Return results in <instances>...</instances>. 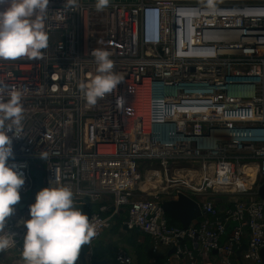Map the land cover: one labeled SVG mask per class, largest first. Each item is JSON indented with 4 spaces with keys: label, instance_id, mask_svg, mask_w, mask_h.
<instances>
[{
    "label": "built area",
    "instance_id": "obj_1",
    "mask_svg": "<svg viewBox=\"0 0 264 264\" xmlns=\"http://www.w3.org/2000/svg\"><path fill=\"white\" fill-rule=\"evenodd\" d=\"M8 2L0 0V9ZM64 3L49 0L41 59H0V85L23 93V133L13 136L10 159L22 166L20 192L34 188V168L43 170V187L58 178L74 199L112 194L111 215L128 204L126 225L150 234L155 249L164 244L192 257V240L205 255L219 254V263L206 264H231L247 228L243 258L262 264L264 199L255 188L264 178V0H109L100 11L96 0H77L73 9ZM97 47L111 53L122 79L89 106L79 85L96 74ZM145 159H160L165 185L158 169L141 173ZM183 186L201 200L198 226L169 224L162 207L163 196L174 198ZM217 195L233 198L225 219ZM31 203L17 202L0 226L9 241L0 250L21 253ZM89 218L91 243L110 216ZM228 219L238 224L221 243ZM130 263L119 249L113 264Z\"/></svg>",
    "mask_w": 264,
    "mask_h": 264
},
{
    "label": "clouds",
    "instance_id": "obj_2",
    "mask_svg": "<svg viewBox=\"0 0 264 264\" xmlns=\"http://www.w3.org/2000/svg\"><path fill=\"white\" fill-rule=\"evenodd\" d=\"M76 2L65 0L63 8L73 9ZM108 3L96 0L95 8L103 10ZM48 5L49 0H9L0 9V59L42 58V50L49 46ZM56 16L64 17L63 9L57 10ZM91 55L96 61V74L79 85L89 106L116 89L122 79L113 71L114 62L106 48H93ZM22 95L16 87L0 85V226L14 212L25 183L22 166L10 162L13 136L23 133ZM40 156L44 159L43 154ZM23 225L21 255L25 264H75L82 245L89 244L96 235L89 216L76 205L72 189L60 184L58 178L36 192ZM8 244V239L0 236V249Z\"/></svg>",
    "mask_w": 264,
    "mask_h": 264
},
{
    "label": "crops",
    "instance_id": "obj_3",
    "mask_svg": "<svg viewBox=\"0 0 264 264\" xmlns=\"http://www.w3.org/2000/svg\"><path fill=\"white\" fill-rule=\"evenodd\" d=\"M163 199L165 200L168 198L163 196ZM197 201L200 202L201 200ZM19 202L21 204L23 200L20 199ZM94 202L99 206L98 212H100L103 216H110V224L98 239L90 243V249L88 252L90 262L95 260L93 257V251H95L99 255V258L96 259H106L109 261V264H113L116 252L119 249H123L131 257L130 264L219 263V254L217 251H211L205 255L200 244L194 243L192 240H188V246L191 250L192 257L189 254H177L175 251H172L173 248L171 246L164 244L158 245V247L155 249V240L150 234L144 232L141 228H130L126 225V220L129 216L127 206L124 205L120 208L119 211H122V214L116 213L111 215L112 207L114 206V196L112 194H105L100 200H95ZM214 203L219 211V216L222 219H225L226 210L232 205L233 198L229 195H217L214 196ZM104 205L107 207V209L101 212L100 207ZM204 218L205 215H201L198 220L194 221L191 225L198 226ZM176 221L177 220L173 219V221H169V224L178 225L177 222H180ZM237 224L238 222L235 220H226V230L221 235V243H225L230 238L233 228ZM244 229L245 232L242 236L240 245L235 246V252L230 256L231 264H236L238 261H242L244 264H254L252 261L244 260L243 258L249 240L248 230L247 228ZM17 255L20 256L21 253H17ZM14 264H25L22 255L20 259H16L14 261Z\"/></svg>",
    "mask_w": 264,
    "mask_h": 264
},
{
    "label": "water",
    "instance_id": "obj_4",
    "mask_svg": "<svg viewBox=\"0 0 264 264\" xmlns=\"http://www.w3.org/2000/svg\"><path fill=\"white\" fill-rule=\"evenodd\" d=\"M51 37H57V35L53 33ZM60 38L59 35V39ZM33 175L35 177V186L32 189V202H34L36 192L43 187V170L35 169ZM257 194L261 199H264V181L258 187ZM75 202L78 207L82 208L85 199L83 197L75 198ZM162 207L165 213L179 221L183 228L189 227L203 214L199 201L183 191L176 192V197L174 198L163 200ZM172 248V251H175V248ZM89 249L90 243L82 246L81 264H109V261L106 259H95L90 262L88 256ZM261 255L264 264V246L261 249Z\"/></svg>",
    "mask_w": 264,
    "mask_h": 264
},
{
    "label": "rangeland",
    "instance_id": "obj_5",
    "mask_svg": "<svg viewBox=\"0 0 264 264\" xmlns=\"http://www.w3.org/2000/svg\"><path fill=\"white\" fill-rule=\"evenodd\" d=\"M139 165H140V171L144 175V173L147 171V169H158L161 172V180L162 184H166V178H165V172L163 170V166L160 163V159H153V160H139ZM34 168H32V173L34 172ZM142 175V176H143ZM264 181V178H260L259 176L257 177V186L255 188V191L258 190V187L262 184ZM85 182H82V185H85ZM182 191L187 193V194H192L191 190L188 189L187 187L183 186L181 187ZM30 197H32V189H28L26 192H21V200H28ZM197 200L200 198L197 196H194ZM168 198V197H167ZM259 198V197H257ZM125 206L128 207V204ZM15 255V254H14Z\"/></svg>",
    "mask_w": 264,
    "mask_h": 264
},
{
    "label": "trees",
    "instance_id": "obj_6",
    "mask_svg": "<svg viewBox=\"0 0 264 264\" xmlns=\"http://www.w3.org/2000/svg\"><path fill=\"white\" fill-rule=\"evenodd\" d=\"M82 210H84L87 213V215L90 217L94 212H98L99 211V206L93 200H91L90 198H86L85 202L83 204ZM118 213L122 214V211H119ZM166 216L168 218V222L169 221H173V219L168 214ZM177 224L179 226H181L180 223L177 222ZM93 257L95 259L99 258L98 253L93 251ZM20 258H21V255L20 256L17 255L15 250H11V251L0 250V260H1L2 264H14V261L16 259L18 260Z\"/></svg>",
    "mask_w": 264,
    "mask_h": 264
},
{
    "label": "bare ground",
    "instance_id": "obj_7",
    "mask_svg": "<svg viewBox=\"0 0 264 264\" xmlns=\"http://www.w3.org/2000/svg\"><path fill=\"white\" fill-rule=\"evenodd\" d=\"M149 184H152V182L149 180V181H147V182H145L144 183V186L146 187L147 185H149Z\"/></svg>",
    "mask_w": 264,
    "mask_h": 264
}]
</instances>
